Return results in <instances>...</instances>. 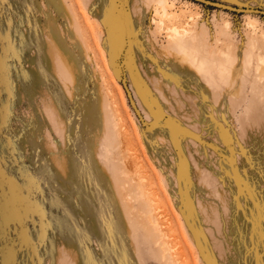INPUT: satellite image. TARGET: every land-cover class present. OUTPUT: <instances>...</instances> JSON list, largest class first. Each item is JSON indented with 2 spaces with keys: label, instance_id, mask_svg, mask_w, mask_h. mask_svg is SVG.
<instances>
[{
  "label": "rangeland",
  "instance_id": "rangeland-1",
  "mask_svg": "<svg viewBox=\"0 0 264 264\" xmlns=\"http://www.w3.org/2000/svg\"><path fill=\"white\" fill-rule=\"evenodd\" d=\"M203 1L0 0V264H264V0Z\"/></svg>",
  "mask_w": 264,
  "mask_h": 264
},
{
  "label": "water",
  "instance_id": "water-1",
  "mask_svg": "<svg viewBox=\"0 0 264 264\" xmlns=\"http://www.w3.org/2000/svg\"><path fill=\"white\" fill-rule=\"evenodd\" d=\"M199 1H201V2H205V1H203V0H199ZM255 12L258 13V14H260V15H264V11L255 10ZM122 85H123V89H124V91H125V94H126V96H127V99H128V101H129V104L131 105V107H132L133 111L135 112V114L137 115L138 119H139L141 122H143V121H142V118H141V116H140V113H139V111H138V109H137V107H136V105H135V102H134V100H133V97H132V95H131V92L129 91V89H128L127 85L125 84V82H123Z\"/></svg>",
  "mask_w": 264,
  "mask_h": 264
}]
</instances>
